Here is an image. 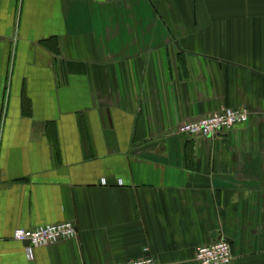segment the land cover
Returning <instances> with one entry per match:
<instances>
[{
  "label": "crops",
  "instance_id": "obj_1",
  "mask_svg": "<svg viewBox=\"0 0 264 264\" xmlns=\"http://www.w3.org/2000/svg\"><path fill=\"white\" fill-rule=\"evenodd\" d=\"M226 107L249 121L178 132ZM220 237L264 264V0H0V264H198Z\"/></svg>",
  "mask_w": 264,
  "mask_h": 264
},
{
  "label": "built area",
  "instance_id": "obj_2",
  "mask_svg": "<svg viewBox=\"0 0 264 264\" xmlns=\"http://www.w3.org/2000/svg\"><path fill=\"white\" fill-rule=\"evenodd\" d=\"M249 121V113L243 108L226 107L220 111L195 120L180 124L178 132L185 136H212L221 131H228L240 124ZM77 235V228L72 221L41 226L30 229H17L14 238L18 241L29 242L27 252L32 257L33 247L51 245L62 239H72ZM142 259L129 260L116 264H158L149 248ZM234 255L229 243L216 241L200 246L197 249L196 261L198 264H231Z\"/></svg>",
  "mask_w": 264,
  "mask_h": 264
},
{
  "label": "water",
  "instance_id": "obj_3",
  "mask_svg": "<svg viewBox=\"0 0 264 264\" xmlns=\"http://www.w3.org/2000/svg\"><path fill=\"white\" fill-rule=\"evenodd\" d=\"M219 240H222L223 242H227V243H229L230 244V240L229 239H227L226 237H220L219 238ZM28 244H29V242H27Z\"/></svg>",
  "mask_w": 264,
  "mask_h": 264
}]
</instances>
